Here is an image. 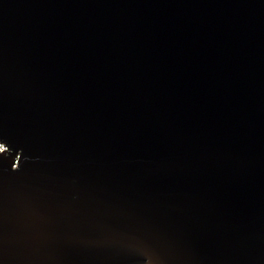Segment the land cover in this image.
I'll list each match as a JSON object with an SVG mask.
<instances>
[{
    "label": "water",
    "instance_id": "95a60500",
    "mask_svg": "<svg viewBox=\"0 0 264 264\" xmlns=\"http://www.w3.org/2000/svg\"><path fill=\"white\" fill-rule=\"evenodd\" d=\"M0 264H264V0H0Z\"/></svg>",
    "mask_w": 264,
    "mask_h": 264
},
{
    "label": "built area",
    "instance_id": "2783aa9c",
    "mask_svg": "<svg viewBox=\"0 0 264 264\" xmlns=\"http://www.w3.org/2000/svg\"><path fill=\"white\" fill-rule=\"evenodd\" d=\"M3 148L0 146V150H2Z\"/></svg>",
    "mask_w": 264,
    "mask_h": 264
}]
</instances>
